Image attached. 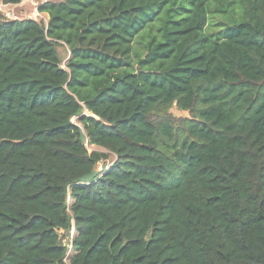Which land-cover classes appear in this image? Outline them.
I'll return each mask as SVG.
<instances>
[{
  "label": "trees",
  "instance_id": "16d2710c",
  "mask_svg": "<svg viewBox=\"0 0 264 264\" xmlns=\"http://www.w3.org/2000/svg\"><path fill=\"white\" fill-rule=\"evenodd\" d=\"M37 12L0 15V264H264V0Z\"/></svg>",
  "mask_w": 264,
  "mask_h": 264
},
{
  "label": "rangeland",
  "instance_id": "374dc122",
  "mask_svg": "<svg viewBox=\"0 0 264 264\" xmlns=\"http://www.w3.org/2000/svg\"><path fill=\"white\" fill-rule=\"evenodd\" d=\"M29 6H31V8L28 9V14L27 16L25 15V18H30L31 19V16L34 17V19L39 22L41 25L45 26L44 25V22H43V19L41 18V15L40 13H38L39 15L36 14V12L34 11V8L36 5H38L39 3L43 2V0H27ZM55 1V0H54ZM57 1V0H56ZM9 8H5V7H1L0 6V15H4L6 13L9 14V16H11V12L13 11H8ZM13 13L15 14H18V12L14 11ZM36 15V16H35ZM40 16V17H39ZM214 31V30H213ZM56 50H57V54H58V58H59V61H60V66L65 69V66H66V63H67V60L69 59V50L68 48L63 45V44H57V47H56ZM84 115H89L87 112H83ZM167 116L169 117V119L175 123H180L181 120L183 118H188L189 117V114L188 113H182L181 111H179L175 106H173ZM160 117V116H157V118ZM162 117V116H161ZM160 117V118H161ZM78 117H74L71 119V122L75 125H77L80 129V131L84 132L81 125L79 124L78 122ZM156 118L153 117V120H155ZM84 136H85V133H84ZM85 140H86V137H85ZM86 145V149L89 153L93 152V151H98V152H101V153H105L107 155V159L105 161H102L100 162L96 169L98 170V172H102L103 170L109 168L111 166V164L115 161V156L111 153H109L108 151L104 150L103 148H99V147H95V146H89L87 145V141L84 143ZM72 201H71V198L67 197V206H68V210H67V213L69 215V217H72L71 215V212L69 210V207L71 205ZM60 240H61V243L63 246H65L67 249H68V254H67V258H66V262L68 261V256H71L72 255V252H71V241L72 239L74 238L75 236V231L73 228L70 229V231L68 232H61L60 233Z\"/></svg>",
  "mask_w": 264,
  "mask_h": 264
},
{
  "label": "crops",
  "instance_id": "0c3cea01",
  "mask_svg": "<svg viewBox=\"0 0 264 264\" xmlns=\"http://www.w3.org/2000/svg\"><path fill=\"white\" fill-rule=\"evenodd\" d=\"M45 1H53L54 2V0H43V2H45ZM27 2H28L27 0H21V2L19 4H17V5H3V4L0 3L1 7L9 8L8 11H13V12L16 11V12H18V14H15V13L11 12V16H9V14L6 13L3 16L5 18H7V19H16V20L28 19L27 17L25 18V15L27 16V14L29 12L28 9L31 8V6H29V4ZM41 3H39V4H41ZM38 5H36L35 8H34V11L36 12L37 15H39L38 12H37ZM41 18L43 19L44 25L46 26L47 25V21H48V15L43 13L41 15ZM31 19H34V17L31 16Z\"/></svg>",
  "mask_w": 264,
  "mask_h": 264
},
{
  "label": "water",
  "instance_id": "95a60500",
  "mask_svg": "<svg viewBox=\"0 0 264 264\" xmlns=\"http://www.w3.org/2000/svg\"><path fill=\"white\" fill-rule=\"evenodd\" d=\"M80 140L82 143H85L86 140H85V136H84V132L80 131ZM98 170L95 168L93 169L89 174H86L84 175L81 179H80V183L81 184H88L90 183L91 181H93L97 175H98Z\"/></svg>",
  "mask_w": 264,
  "mask_h": 264
},
{
  "label": "clouds",
  "instance_id": "9594fccd",
  "mask_svg": "<svg viewBox=\"0 0 264 264\" xmlns=\"http://www.w3.org/2000/svg\"><path fill=\"white\" fill-rule=\"evenodd\" d=\"M28 19H30V18H28Z\"/></svg>",
  "mask_w": 264,
  "mask_h": 264
}]
</instances>
